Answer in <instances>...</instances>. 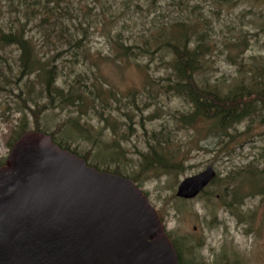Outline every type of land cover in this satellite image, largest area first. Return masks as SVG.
I'll return each instance as SVG.
<instances>
[{"label":"rangeland","instance_id":"obj_1","mask_svg":"<svg viewBox=\"0 0 264 264\" xmlns=\"http://www.w3.org/2000/svg\"><path fill=\"white\" fill-rule=\"evenodd\" d=\"M71 1V15L67 18L69 26L79 34V39H83L85 53L89 57L86 65L76 67V74L87 72L91 79L86 78L87 83L91 85L90 73L95 70L92 65L96 63L99 74L124 96L129 92H141L139 99L144 98L145 67L148 64H151L150 71L153 74L157 71L155 77L160 78L165 74L158 70V60L150 62L151 59L141 57L132 61H116L112 42L116 35L121 34L125 46L136 48L145 40L157 37L164 24L184 20L194 10L196 16L200 14L213 23L216 29L214 39L220 49L225 42L238 38L242 30L248 34L250 41V50L245 58L258 54L264 57V38L258 32V27L264 26V0H227V3L217 0ZM1 5L5 7L3 12L6 14L1 19L23 18L19 0H0V8ZM63 9L62 4L57 12L62 13ZM27 35L34 40L41 55L52 57L56 54L55 47L66 45L51 38V42L56 45L46 46L44 35L33 23L27 28ZM3 55L10 63H14L19 52L16 47H11ZM68 58L64 51L59 59L63 75L58 86L72 82L75 77ZM210 63L211 69L201 79L227 91L237 77L238 67L227 60V52L212 57ZM19 95L17 86L7 87L4 91L0 89V160L8 158V143L20 131V115L16 114L20 103L16 96ZM119 106L111 99L103 114L118 123L119 133L125 137L124 141L120 140L124 155L121 169L125 174L137 175L140 154L146 151V136L153 132L169 131L173 148L181 153L180 156L184 155L182 172L159 176L147 174L136 181L160 215L167 233L172 236L169 238L172 241L174 238L182 240L177 246L178 251H184L186 257L182 264H192L190 259L196 264H264V195L260 194L264 191V177L246 175L232 178L250 165L258 171L264 170L260 154L264 148V128H255L251 135L238 137L224 148L215 135L207 132V126L185 127L178 122L177 118L181 114L190 111L182 99L160 97L144 112L133 111L130 114L132 123L125 117L127 110ZM75 111L74 108L46 111L40 118L41 129L48 134L54 133L65 123L69 124L72 118H78ZM27 116V128L32 131L35 123L30 114ZM79 123L86 128L94 127L93 135L101 140L99 148H92L91 142L77 137L76 131L69 126L56 135L57 139L72 142L73 148L78 145L82 155L91 152L94 156L91 157V163H97L102 157L107 158L99 149L110 143L114 135L111 136L110 130L101 132L104 124L92 112L79 118ZM236 129L238 134L244 133L245 124ZM106 165L102 167L108 168ZM209 166L217 173L216 182L193 200L178 199L176 191L179 184ZM109 168L114 169V166L110 165ZM236 190L238 198L242 200L229 209L226 205L232 202Z\"/></svg>","mask_w":264,"mask_h":264},{"label":"trees","instance_id":"obj_2","mask_svg":"<svg viewBox=\"0 0 264 264\" xmlns=\"http://www.w3.org/2000/svg\"><path fill=\"white\" fill-rule=\"evenodd\" d=\"M23 8L21 19L2 18L3 9L0 8V89L17 86L20 95L16 96L18 103L16 114L20 131L8 143V149L12 150L14 143L23 134L31 131L27 128V114L33 118L35 127L32 131L48 134L41 129L40 118L48 110H67L74 108L78 118H72L54 133L48 134L55 144L64 150H68L79 158L84 159L88 166L100 172L116 174L137 183V179L147 174L159 176L160 174L171 175L182 172L183 156L173 148L171 133L167 130L153 132L146 136V151L140 154L139 169L137 175L131 176L122 171L123 151L120 140L125 137L119 133L118 123L112 122L103 114V110L109 105L111 99L121 105L126 111L125 117L132 123V116L136 111L144 112L150 108L153 101L160 97H175L182 99L190 108V111L181 114L178 122L185 127L198 128L207 126V132L215 135L222 147H228L238 137L251 135L255 128H264V57L253 55L248 59L245 55L250 50L248 46V34L242 30L238 38L231 42H225L222 49L215 41V27L208 18L202 17L194 10L184 20L168 22L162 26L157 37H151L144 41L141 46H125L118 33L112 40L114 44V56L116 61H132L141 57L158 60V70L165 76L155 77L150 71L151 64L145 69V87L143 97L129 92L127 96L113 89V85L99 74L96 63L91 70L92 83L88 85L89 75L87 72L76 74V67L86 65L89 57L85 53L83 39L79 34L72 31L68 17L71 15V0H19ZM226 2L227 0H217ZM63 4L64 9L57 12ZM6 15V14H5ZM35 24L44 35L46 46L54 47L51 42L55 38L58 43H65L64 47H55V55L49 57L41 55L34 40L27 35V28ZM258 32L264 38V26L258 27ZM49 43V44H48ZM11 47H16L19 52L17 61L10 63L3 52ZM264 49V43L263 47ZM68 54V63L71 64V72L75 74L72 82L58 86L62 77V66L59 59L63 52ZM227 52V60L238 67L237 77L233 85L227 90H222L217 85H210L201 79L211 69V58ZM121 65V63H119ZM149 71V72H148ZM162 72V73H163ZM87 78V79H86ZM24 88V90H23ZM46 101V102H45ZM134 111V112H133ZM92 112L104 124L101 132L110 130L112 137L110 143L102 146V157L97 163H91V152L84 155L78 151V145L74 148L72 142L58 140L56 135L61 133L67 126L73 128L77 137L91 142L92 148H99L101 140L93 135V126L86 128L80 125L79 118ZM143 115V113H142ZM245 124V131L238 134L237 127ZM131 128V127H129ZM233 132V133H232ZM102 135V133H101ZM116 138L118 140H116ZM261 159L264 161V148L261 150ZM103 159V160H102ZM6 160H0V167L5 165ZM107 164L108 168L102 167ZM110 165L114 169H110ZM124 167V164H123ZM104 168V169H102ZM250 175L264 177V170L258 171L252 165L239 171L232 178ZM216 179L212 182L214 184ZM260 194L264 195L261 192ZM233 200L227 204L229 209L234 208L242 199L238 198V191H234ZM168 234V233H167ZM169 237H172L168 234ZM182 241V240H181ZM179 239L172 241L178 254L179 263L182 264L184 251H178ZM194 248V247H193ZM192 264H196L190 259Z\"/></svg>","mask_w":264,"mask_h":264},{"label":"water","instance_id":"obj_3","mask_svg":"<svg viewBox=\"0 0 264 264\" xmlns=\"http://www.w3.org/2000/svg\"><path fill=\"white\" fill-rule=\"evenodd\" d=\"M182 181L180 200L216 179ZM0 264H180L163 221L132 180L88 166L29 131L0 167Z\"/></svg>","mask_w":264,"mask_h":264}]
</instances>
